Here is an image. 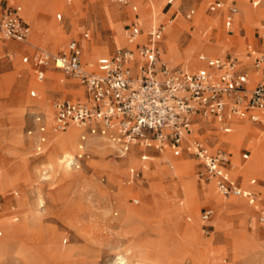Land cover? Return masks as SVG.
Listing matches in <instances>:
<instances>
[{"label":"rangeland","instance_id":"rangeland-1","mask_svg":"<svg viewBox=\"0 0 264 264\" xmlns=\"http://www.w3.org/2000/svg\"><path fill=\"white\" fill-rule=\"evenodd\" d=\"M19 1L31 46L0 43L8 48L0 49V264H120L119 258L122 264H264V224L258 221L264 217V130L256 132L258 138L246 125H236L225 135L231 139L225 150L234 164L243 150L250 152L237 171L242 187L254 192L255 207L241 198L221 199L204 180L203 167L191 149L172 157L167 148L159 154L153 147L133 145L118 158L108 144L98 138L87 142L88 138L87 158L78 169L56 167L54 161L61 155L70 161L81 154L78 133L76 142L58 150L76 130L47 134L48 140L40 145L35 134L26 132L35 128L34 116L50 124L54 100L83 101L85 94L51 64L42 82H36L31 63L21 59L29 58L33 47L56 55L75 40L80 63L89 71V63L94 68L98 59L125 46L124 33L134 17L129 7L111 0ZM165 1L137 3L136 14L143 38L150 24L173 20L159 42L160 59L170 68L196 70L224 53L241 56L244 45L255 43V34L264 26L262 2L252 9L248 0H173L169 6ZM212 2L235 4L237 32L225 36L222 15L207 10ZM188 10L193 14L187 20ZM76 89L79 96L63 95ZM32 91L34 97L29 95ZM208 129L190 138L202 141L212 132ZM245 136L253 141L239 142ZM129 170L139 172L140 179L129 182ZM244 178L257 184L249 186ZM235 201L243 208L231 204ZM203 209L212 210L205 223L199 219Z\"/></svg>","mask_w":264,"mask_h":264},{"label":"built area","instance_id":"built-area-1","mask_svg":"<svg viewBox=\"0 0 264 264\" xmlns=\"http://www.w3.org/2000/svg\"><path fill=\"white\" fill-rule=\"evenodd\" d=\"M261 0H248L251 8ZM128 6V0H111ZM173 0H166L171 5ZM135 11V7H130ZM209 12L225 11L223 25L229 28L237 9L232 3L212 2ZM20 6L17 0H7L0 12V43L11 41L22 43L28 37L27 27L18 18ZM193 10L184 15L190 19ZM59 16V15H58ZM59 19V17L57 18ZM163 33L159 24L145 32L131 22L124 33L123 48L96 61L93 71L85 70L80 63V47L70 40L56 55L37 50L29 58L23 57V64L31 63L36 82H41L44 69H52L75 81L85 94L81 100H54L51 103V122L46 126L44 118L34 116L35 142L43 144L47 134L63 133L68 126L80 131L78 150L69 166L78 169L79 162L87 158L84 152L88 138H98L109 144L116 157H123L133 145L153 147L160 151L165 148L176 156L185 131L193 115L212 119L219 130L229 132V124L235 120L247 119L261 123L257 113H264V53L247 48L245 61L249 72L240 70L237 60L230 55L222 59H207L205 66L194 72L170 69L160 59L157 43ZM260 37L264 38V26ZM34 97L35 93H29ZM264 127V123H261ZM191 154L203 167L204 180L211 182L215 192L222 198L244 199L249 205L254 196L241 190L225 171L228 155L220 149L209 152L198 141H190ZM153 144V145H151ZM40 148H36L39 152ZM243 158L246 156L243 155ZM141 161L145 157H140ZM129 182L139 178L138 172L129 170ZM254 180L249 183L254 184ZM134 204L136 200L132 201ZM212 210H203L199 219L202 223L210 220ZM264 224V217L258 218ZM207 234V230L204 231Z\"/></svg>","mask_w":264,"mask_h":264},{"label":"crops","instance_id":"crops-1","mask_svg":"<svg viewBox=\"0 0 264 264\" xmlns=\"http://www.w3.org/2000/svg\"><path fill=\"white\" fill-rule=\"evenodd\" d=\"M129 1V5L128 6H122V7H131V6H134L135 8H136V6L134 5V3L132 2V1H130V0H128ZM140 2H142L143 4L144 3H147V0H140ZM139 1H137V3H140ZM166 2V1H165ZM260 2H262V3H264V0H261ZM17 3L19 4V6H20V11H21V5H20V1L19 0H17ZM6 4H7V0H0V12L3 10V9H5V7H6ZM210 4V3H209ZM208 4V5H209ZM234 6H235V4L234 3H232ZM248 4H249V2H248ZM250 5V4H249ZM120 6V5H119ZM141 6H144V5H141ZM251 7V6H250ZM141 8V7H140ZM235 8H236V6H235ZM256 8V7H255ZM237 9V8H236ZM252 9H254V8H252ZM131 10V9H130ZM141 10V9H140ZM136 9H135V11H132L131 13H133V15H131V16H133L134 18V20H136V19H138V15L136 14ZM140 12V11H139ZM139 14V13H138ZM149 14H150V12H149ZM149 14H147V15H149ZM218 14H220V15H222V24H223V20H224V16H225V11H219V13ZM18 18L20 19V21L27 27V29H28V35H29V26H28V24L27 23H25L23 20H22V18L20 17V12L18 13ZM60 18V17H59ZM133 19L131 20L132 22H133ZM131 21H129L128 23L130 24L131 23ZM136 23V22H135ZM128 24V25H129ZM137 24V23H136ZM240 26V22H239V15H238V11H237V13H236V15H234L233 16V18H232V23H231V25H230V27L227 29V28H225V36H230V35H232L233 33H235V32H237L238 31V29L240 28L239 27ZM138 27H140V26H138ZM262 28V27H261ZM261 33V32H260ZM143 33L141 32V37L140 38H143V35H142ZM255 40H256V42L255 43H253V44H245L244 45V53H243V55H241V56H236V55H234V54H229V53H224L223 54V56H216V57H212V58H208V59H222V58H224L225 56H227V55H230V56H233L236 60H237V62H238V66H239V69L240 70H243V69H245V70H247L248 72H249V65L247 64V62L245 61V53H246V50H247V48H251L252 50H254V51H256V52H263L264 53V45H263V43H264V38H261L260 37V34H255ZM27 40V39H26ZM24 41V42H22V44H24V45H27L28 47L29 46H31L29 43H27V41ZM70 41V40H69ZM159 42H160V40L158 41V43H157V47H158V49H159ZM8 44V43H7ZM10 45V44H9ZM4 47H6L5 45H3ZM80 47V46H79ZM7 48V47H6ZM34 48V51H37V50H39V49H37L36 47H33ZM8 49V48H7ZM33 51V52H34ZM42 51V50H41ZM32 52V53H33ZM93 64V63H92ZM205 66V63H204V65H202L200 68H198V69H201V68H203ZM168 68H170V67H168ZM176 67H171L170 69H175ZM177 69H181V68H177ZM198 69H196V70H198ZM46 70H47V68L46 69H44V73L46 72ZM182 70H184V69H182ZM196 70H190V71H187V72H194V71H196ZM184 71H186V70H184ZM63 82V81H62ZM66 90V89H65ZM73 91H78V93L80 94V91L78 90V89H76V90H67L66 92H63V95L64 94H72V95H74V96H79V94H74V92ZM50 114H48V116H49ZM257 115V117H258V119L261 121V123H264V113H257L256 114ZM261 123H251V122H249L247 119H243V120H235V121H232L230 124H229V128H230V130H229V132H227V133H224V132H222L221 130H219V128H218V126H217V124L212 120V119H210V118H202V117H200L199 115H193L192 117H191V119H190V123H189V126H188V129L185 131V141L184 142H182V144H181V146H180V150H179V153L176 155V156H174L173 154H172V152H171V150H169L168 149V151L170 152V154H171V156L172 157H177V156H179L180 155V153H181V151H183V150H185V151H188L189 150V148H185V146L188 144V142H190V141H198L199 143H201L207 150H209V149H211V148H213V147H215V148H213L214 150L215 149H220V150H222L223 152H225L227 155H228V164L226 165V167H225V171L228 173V175H229V177L236 183V185H237V187H239L241 190H244V188L242 187V175L237 171L238 169H239V166H240V168H241V166H242V164H240L239 162L241 161V162H244L245 160H247V158H248V156H249V151H247V150H243L242 152H241V154L239 155V162L238 163H236V164H234L232 161H231V157H232V155H231V153H229V152H227L226 150H225V148L227 147V145L229 144V142H231V139H230V136H228V138H227V136H225V135H227V134H232V129H233V127L234 126H236V125H246L249 129H251L252 131H254V134H255V137L257 136L258 138H260V136H258L257 135V133L256 132H262L263 130H264V127L261 125ZM194 124H199L200 126L198 127V128H196V129H193L192 128V126L194 125ZM204 128H209L208 130H210V131H212V132H210V135H208L206 138H204L202 141H199V140H195V139H191L190 137L193 135V134H197L196 132H198V131H200V130H204ZM77 131V130H76ZM78 132V135H79V133H80V131L78 130L77 131ZM218 132H220V133H218ZM218 134H220L225 140H220V139H218ZM187 137H188V139H189V141H188V139H187ZM253 138L254 137H250V136H245V137H243L239 142H245V140H247V139H249L251 142L253 141ZM103 141V140H102ZM104 142V141H103ZM255 142H257L256 140H255ZM109 145V144H108ZM110 146V145H109ZM111 147V146H110ZM132 147V146H131ZM131 147L129 148V150H131ZM157 151V150H156ZM164 151V149L163 150H160V151H157L159 154L161 153V152H163ZM213 151V150H212ZM212 151H210V152H212ZM169 152H168V154H169ZM243 155H245L246 157L245 158H243L242 156ZM200 164V163H199ZM129 172V171H128ZM233 172H235L234 174H233ZM139 173V172H138ZM140 179V177L138 178V180ZM250 180H252V179H249V180H247V182L245 181V178H244V181H245V183H247L249 186H255L257 183H256V180L255 179H253L255 182H254V184H250L249 183V181ZM137 181V180H136ZM247 192V191H246ZM250 194H252L253 196H254V192H250V191H248ZM220 197V196H219ZM221 199H223V200H226V199H228V198H236V197H227V198H222V197H220ZM203 210H206V209H203ZM202 210V211H203ZM201 211V212H202ZM209 227V226H208Z\"/></svg>","mask_w":264,"mask_h":264},{"label":"bare ground","instance_id":"bare-ground-1","mask_svg":"<svg viewBox=\"0 0 264 264\" xmlns=\"http://www.w3.org/2000/svg\"><path fill=\"white\" fill-rule=\"evenodd\" d=\"M130 1H132L133 3H134V5L136 6V13L138 14V10H137V8H138V6H137V0H130ZM149 2H151V0H149ZM21 5V4H20ZM21 11H22V7H21ZM21 11H20V14H21ZM153 19H154V21H155V16L152 18V21H153ZM136 22L138 23V25L141 27V22L138 20V19H136ZM172 22H173V20H168L165 24H163V33H164V31H165V29H166V27H168L169 25H171L172 24ZM156 25L155 24H150L149 26H147L146 28H144V31H148L150 28H153V27H155ZM29 34H30V30H29ZM165 35L167 36V38H168V41H170V38H169V35H168V33L166 34L165 33ZM28 37H29V35H28ZM166 38V39H167ZM2 44H5V43H2ZM0 45V49H1V47H3V45ZM175 53V52H174ZM176 54V53H175ZM80 60H81V57H80ZM197 66H201L200 64H198ZM88 68H89V71H93L94 70V68H93V64L92 63H89L88 64ZM42 82V81H41ZM41 82H38V83H41ZM74 94H79L78 92H74ZM49 116H51V114L49 115ZM48 116V117H49ZM46 124V123H45ZM46 126H47V124H46ZM70 128H74L75 130H77L75 127H73V126H68L67 127V131L66 132H68V130L70 129ZM64 131V132H65ZM78 131V130H77ZM77 131H74V132H72L71 133V135H70V137L67 139V141L66 142H68L67 144H65L64 146H62L61 148H59L58 150L59 151H61V150H63V149H65V148H67L69 145V143L70 142H76V136H77ZM63 132V133H64ZM65 132V133H66ZM56 134H61V133H56ZM90 139L91 138H89V140L87 141V142H89L90 141ZM189 141V140H188ZM77 150H78V145H77ZM55 158V157H54ZM65 158H66V156L65 155H61V157L60 158H58V159H56V161H54L55 162V164L54 165H56V167H58V168H65V169H69L70 168V166H69V160H68V158H66V160H65ZM64 160H65V162H66V164L69 166H67V165H65L64 164ZM179 165V164H178ZM244 191H250V192H252L251 191V189L250 188H244ZM141 194V193H140ZM205 197L206 198H209L210 197V194H209V190L208 191H206V193H205ZM242 199V198H241ZM231 204H234V205H236V206H238V207H240V208H243V205L239 202V201H235V202H232ZM251 206H254V204L252 203V204H250ZM255 207V206H254ZM257 209V208H256ZM134 215V214H133ZM135 216V215H134ZM131 217V216H130ZM130 217H128V218H130ZM130 219H132V218H130ZM118 261H119V263L120 264H122L123 263V259L122 258H119L118 259ZM261 263H263V262H261ZM137 264H143L142 262H138Z\"/></svg>","mask_w":264,"mask_h":264}]
</instances>
